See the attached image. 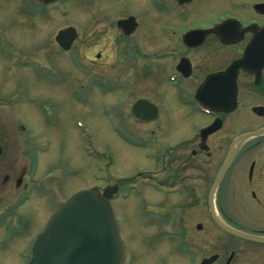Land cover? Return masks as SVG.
<instances>
[{"label":"rangeland","instance_id":"374dc122","mask_svg":"<svg viewBox=\"0 0 264 264\" xmlns=\"http://www.w3.org/2000/svg\"><path fill=\"white\" fill-rule=\"evenodd\" d=\"M145 1L71 0L65 5L68 15L61 18L55 12L31 17L28 0H0V132L8 139L0 159V181L14 170L11 180L16 174H24L25 178L32 155V169L36 170L38 182L32 196L35 208L20 212L30 211L33 228L29 234L40 232L51 210L72 194L98 185L100 175L96 166H107L109 156L114 163L101 172L102 187L145 175L167 184L182 183L184 192L178 195L166 197L145 189L143 194H131L125 200L118 198L111 202L127 253L126 264H176V232L183 236L187 230L185 239L191 238L201 245L209 234L215 237L218 233V238L223 239L209 218L206 204L213 178L205 174L209 163L213 164L214 172L219 162L214 158L204 159L206 166L201 171L181 169L182 164L176 162V159L184 161L181 154L190 150V145H177V142L197 133L207 118L178 105L176 89L168 82L169 62L150 59V53L175 46V34L185 22L208 25L217 16L229 12L246 17L251 1L200 0L192 9L179 13L183 22L173 9L161 15V19H154V13L147 14L152 7ZM239 6L244 9H238ZM126 16L136 18L138 28L131 38L125 39L117 31L115 21ZM67 26L76 28L77 38L72 50L62 53L54 45V38ZM220 54L219 50L209 53L205 46L197 50L196 57L203 59L197 66L198 74L215 68L214 60L221 59ZM98 55L100 58L96 59ZM97 78L106 81L99 90L94 89L92 82ZM191 79L196 81L197 77ZM108 80L116 81V85ZM135 96L157 105L160 117L142 125L127 118L130 100ZM246 106L240 103V108L227 116L229 137L259 125L255 121L244 124L238 117L247 112ZM19 124L26 127L27 133L19 131ZM158 126L161 129L156 141L162 148L158 154L156 149L152 153L159 157L166 155L162 158L163 166L143 159L144 150H150L146 149L149 142L139 144L144 148L134 149L115 133L117 129L141 140L148 130ZM89 141L98 153L106 156L103 161H93L82 152V145L86 147ZM164 144L168 145L166 149ZM210 146H214L213 141ZM188 161L191 163L193 159ZM13 186L10 182L2 189L12 194ZM5 194L0 191V199ZM9 197H5V203ZM230 198L231 195L227 196L225 202ZM221 203L223 207V200L218 197V211ZM228 206L232 220L249 224V229L264 228L263 222L255 224L247 218L238 219L236 207L230 203ZM176 213L179 225L174 228ZM156 214L162 216L160 220ZM159 223L164 224L163 229L154 226ZM199 224L201 231L197 230ZM226 243L230 249L238 245L231 239ZM7 251L10 252L0 247V264L25 263Z\"/></svg>","mask_w":264,"mask_h":264},{"label":"flooded vegetation","instance_id":"af4514ba","mask_svg":"<svg viewBox=\"0 0 264 264\" xmlns=\"http://www.w3.org/2000/svg\"><path fill=\"white\" fill-rule=\"evenodd\" d=\"M70 1L71 0H67L66 3H69ZM107 1L109 0H106V2ZM199 1L200 0H148L152 10L147 12V14L151 15L154 13L156 15L153 17L154 19H161V15L167 14L168 11L173 9L175 10L176 15H179V13L182 15L183 13L192 9V7ZM250 1L251 3L247 8L249 14L246 17L240 15L238 12H229L225 13L224 15L217 16L215 20L209 21L207 23L208 25H204L205 23L185 22V24H183V26H181L175 34V46L153 53L160 55L167 53L162 57V61L169 62L170 69L168 74V82H171L173 86L176 85V102L178 105H182L184 109L188 108L192 113L197 111L198 114H203V117L207 118V122H204V124L197 130V134L186 141V144L190 145V150L187 154L185 152L181 154L185 158L184 161L181 159H176V162L178 165L182 164L181 169L201 171L206 166V164H204V159L211 160L214 158L217 162H219L217 170L212 172L211 165L213 164L209 163V169L205 174L206 177L211 174L213 179L216 176V173L225 156L227 155L231 142L236 137L264 129V0ZM145 2L147 3V0ZM29 4H34V6H36L37 3L34 0H29ZM37 5L43 6L42 4ZM237 8L244 9L240 6ZM28 14L31 17H37L35 12L31 9H29ZM129 17L132 16H126L125 18L116 20V29L118 21L127 19ZM177 17L180 22H183V20L180 18V15ZM134 20L137 22L136 18H134ZM223 21L229 22L226 27L231 28L223 32L221 36L223 41H221L220 38L214 33L205 35L199 41L189 40L184 42L182 40V36L189 31L210 30ZM68 27L71 26H67L66 28ZM137 28L138 22L136 29ZM63 30H59L58 32ZM117 31L119 30L117 29ZM136 31L137 30H135V32ZM120 35L125 39L132 37V35L124 37L121 32ZM229 39L232 40L230 41ZM54 45L58 47L55 41ZM204 46L205 50L212 54H214L216 50L221 51V59L214 60L217 63L215 68H212L211 71L207 72L205 70L203 71V74L201 72L198 74L197 66L199 67V65H201L203 59L202 57H196V51L202 49ZM165 56L168 60L163 59ZM156 61L161 60L157 59ZM236 61L239 62V68L237 70V76L235 80L236 109L234 112H236L238 107L240 108V103H246L247 106L245 109H247V112L238 114V117H240L244 124L255 121L259 125L252 129L240 131L239 133L229 137L225 120L230 114L217 111L215 112L216 114L214 117L210 116L206 110H203L197 106L193 99L196 91L203 85L209 76L225 73L230 65ZM172 64H174V67L176 66V72L174 69L172 70ZM139 72H142V69ZM193 76L197 77L196 81L191 79ZM113 82L116 83V81ZM213 90L215 89L209 87L207 96L209 99L212 97ZM219 96L222 97V95ZM140 99L148 100L147 98L140 96L133 97V99L130 100L129 112L126 113L127 118L132 119V104L135 100ZM217 108H213L212 110L214 111ZM159 117L160 111L158 109L157 119ZM214 120H220V127L217 128L216 132L208 135L203 140L199 135L200 130L210 126ZM150 122L147 121L140 124L142 125ZM19 125L21 126L20 130L24 131L25 126L23 124ZM1 132L0 159L3 156V144L5 145L7 143L4 140L5 135H3ZM153 134H155V130L153 132L152 129L148 130L145 136L148 137V135ZM124 135L128 138H131V136L127 133H124ZM215 138L216 140H214ZM211 141H213V147L210 146ZM164 157H166V155L161 157L157 156L150 161L157 162L163 166L165 161L163 162L162 158ZM189 159H193L194 163L193 161L190 163L188 161ZM14 173L15 170L10 171L7 175L5 174L0 181V191L6 193L5 197H9L11 192H4L2 187L9 184L10 182H13L14 184V192L9 197L8 202H4L5 197L0 199V247L10 250V252L7 251L8 254L13 253L14 258L24 262L25 253L28 251V247L31 246L37 234L36 231L32 234H29V229L33 228V219H30V211L35 208V201H32L34 192L31 188H28L27 184L29 172H27V175L25 174V178L24 174L21 176L16 174V176L11 180V177L14 175ZM150 178L151 179L149 180L151 182H143L144 189H149L158 195L162 194L160 191L162 190V187L167 185V183L164 181H158L156 178L151 176ZM173 185L176 190L174 195L184 192V186L182 183L178 184L177 182ZM229 192L231 194H229ZM141 194H143V192ZM229 195H231V198L227 203L225 201H227L226 197ZM218 197L222 198L224 203L223 207L221 203L220 211L217 209ZM214 198L215 210L222 222L237 231L254 235L259 239H264V228L259 229V226H255L256 229H249V224H241L240 222L232 220L228 206L230 203V205L236 207L234 210L236 216H239L238 219L247 218L249 221H252L255 224L258 222L264 223V135L254 139H249L240 144L235 156L221 178ZM145 207L148 208L147 206ZM146 208L144 209L146 210ZM24 209L30 211L20 214V212ZM156 215L157 219L160 220L162 216L158 214ZM178 222L179 216L176 213V218H174L172 227L177 228L179 225ZM174 223H176V225ZM154 226H156L157 229H163L164 224L159 223L155 224ZM213 226L215 227L214 224ZM201 229L202 225L198 231H201ZM217 231L219 230L217 229ZM185 233L187 234V230H184L183 236L178 235V232H176V264H264L263 244H254L237 240L219 231V233L223 235V239L218 238V233H216L215 237H211L209 234V237L205 243L203 241L201 245V243H198L197 241H191V238H189V240L185 239ZM228 239L236 241L238 245H233V247L230 249V245L228 246L226 243ZM172 241L173 240L167 242L171 243ZM21 247L22 250H19ZM178 247H183L184 253L179 254L177 252ZM203 248L206 249L203 250ZM15 250H17L16 255Z\"/></svg>","mask_w":264,"mask_h":264},{"label":"water","instance_id":"95a60500","mask_svg":"<svg viewBox=\"0 0 264 264\" xmlns=\"http://www.w3.org/2000/svg\"><path fill=\"white\" fill-rule=\"evenodd\" d=\"M129 28L131 26H128ZM131 27L125 34H130ZM221 30L223 29L220 28ZM264 35V34H263ZM75 38L74 30L68 29L58 34L56 41L60 44H71ZM222 41L221 35H219ZM232 40V39H230ZM239 62H234L225 73L209 76L196 94V100L205 106L203 101L209 87L214 88L213 95L222 94L224 102L219 104L225 112L235 108V80ZM214 96L211 97L213 101ZM145 112V113H144ZM153 115L155 108L147 101H137L133 107V116L141 119L142 114ZM213 131H208L210 133ZM264 134V130L238 138L240 143L250 137ZM235 143L231 146L223 166L218 173L208 197V206L214 222L223 231L245 240L263 242L264 240L235 232L223 225L214 215L212 196L234 152ZM237 144V146H238ZM113 188H106L103 194L96 190H84L75 193L68 201L59 206L47 221L43 231L37 236L29 264H122L123 254L117 224L109 206L108 199Z\"/></svg>","mask_w":264,"mask_h":264},{"label":"bare ground","instance_id":"6f19581e","mask_svg":"<svg viewBox=\"0 0 264 264\" xmlns=\"http://www.w3.org/2000/svg\"><path fill=\"white\" fill-rule=\"evenodd\" d=\"M137 30V29H136ZM27 131V130H26ZM124 264H126V261H125V263Z\"/></svg>","mask_w":264,"mask_h":264}]
</instances>
